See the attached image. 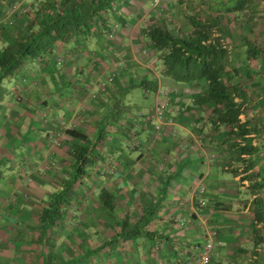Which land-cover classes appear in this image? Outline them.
<instances>
[{
  "label": "crops",
  "instance_id": "obj_1",
  "mask_svg": "<svg viewBox=\"0 0 264 264\" xmlns=\"http://www.w3.org/2000/svg\"><path fill=\"white\" fill-rule=\"evenodd\" d=\"M140 4L112 1L89 36L56 42L43 63L26 60L3 83L0 264H188L206 239L220 243L210 264H264V121L241 117L254 148L241 156L252 162L244 170L228 129L213 121L210 108L193 105L205 85L163 75L161 53L145 37L152 16ZM163 23L173 35L190 31ZM114 28L108 41L103 34ZM8 44L0 39V49ZM242 70L238 79L250 77L245 83L261 91L255 71ZM225 77L232 83L227 69ZM146 79L156 81L155 92L138 87ZM235 82L246 98V84ZM165 101L171 123L157 132L142 117ZM75 133L95 145L91 169L105 177L79 179L59 221L42 227L38 215L69 178L70 152L83 144ZM133 141L140 147L131 148ZM87 181L100 186L89 202L94 213L87 220L81 207L76 224L66 223L72 203H87ZM141 217L147 223L129 235Z\"/></svg>",
  "mask_w": 264,
  "mask_h": 264
},
{
  "label": "trees",
  "instance_id": "obj_2",
  "mask_svg": "<svg viewBox=\"0 0 264 264\" xmlns=\"http://www.w3.org/2000/svg\"><path fill=\"white\" fill-rule=\"evenodd\" d=\"M68 1L61 0L60 10H55L48 20L45 11L39 9L37 19H33L26 29L19 30L13 35L11 43L0 49V111L8 94L3 83L19 72L24 61L43 63L56 42L66 43L73 36H89L95 20L103 23L100 12L107 14L114 0H75L70 10L62 12ZM251 3L252 0H232L228 11L241 12ZM187 21L190 31L185 35H173L164 25L156 23L145 31V37L151 47L161 53L163 75L179 84L205 85L206 90L195 97L193 105L210 108L213 121L228 129V135L235 141V153L245 165L244 170H248L252 167V162L241 159V156H250L254 152L250 138L252 130L248 127V122L241 119L246 113L247 101L239 85L230 83L225 77L229 53L223 44V38L217 34L210 21L191 17ZM245 49L249 60H260L264 55V49H258L249 42L245 44ZM156 85L155 80L146 79L138 87L155 92ZM74 135L83 144L75 146L70 152L69 178L63 182L61 191L51 197L47 207L38 215V222L42 227L59 221L73 185L88 175L89 169L95 164V145L81 134ZM105 204L108 206L107 202ZM147 220V217L139 218L129 235L137 234L136 229L145 225Z\"/></svg>",
  "mask_w": 264,
  "mask_h": 264
},
{
  "label": "rangeland",
  "instance_id": "obj_3",
  "mask_svg": "<svg viewBox=\"0 0 264 264\" xmlns=\"http://www.w3.org/2000/svg\"><path fill=\"white\" fill-rule=\"evenodd\" d=\"M57 1L58 0H1L0 39L10 44L13 40V35L18 33L21 29H26L32 23L33 19H37V11L39 9L45 11L46 15H48V20L50 15L54 13L55 10L59 9L58 6L60 7L61 1ZM139 1L141 3L139 7H143L144 9L143 13H151L152 17L150 21L153 22L152 25L156 23H162V25H164V21L171 30H173L174 27H178L180 31H187L184 28L189 26L187 21L188 17L201 21H210L215 26L217 34H220L223 38V44L229 53L226 63L229 76L232 74V78L230 77L231 79L229 78V80L234 84L237 79L239 84L243 85L245 83L244 80H249L250 77L246 79V77L242 76L240 77L241 79H238L237 74L242 73V69H252L255 71V76L254 78L252 77V79H256V82L261 83L263 86V89L260 91V89H257V86H250L253 83L252 81L245 83L247 87V89L245 88L247 102H245L246 113L244 114V119L245 115L248 114V118L251 117L250 120L252 121H256L257 119L264 121V109L259 108V106L264 107V55L260 60H249L245 49V44L248 42L258 49H264V0H252V3L241 12L228 11V7L231 5L232 0H168L162 2L158 8H153L150 4V0H138V2ZM134 3H137V1ZM170 6L172 7L173 13H168L171 11ZM115 35L116 29H110L107 34L106 32L103 34L108 41L112 40ZM243 56L245 59L244 63H238ZM234 77L237 78L234 79ZM26 82L29 81L26 79ZM17 98L19 97L16 96V99ZM88 173H90L88 176L91 175L92 177H105V173L97 172L94 169H90ZM87 182L85 187H83L86 188L85 195L89 198L86 200L87 203L85 205H81L76 201L74 204L72 203L71 206L77 211L70 208L71 206L68 207L69 211L73 213H66L67 215L64 218V221H67L66 223L72 225L76 224L79 217L78 210L81 207L82 209H84V206L87 208L85 209L87 216H85V214L83 215L87 220H89L94 213L89 202L95 200L94 195L97 194L100 186H94L92 182ZM78 188L75 187L73 193H75Z\"/></svg>",
  "mask_w": 264,
  "mask_h": 264
},
{
  "label": "built area",
  "instance_id": "obj_4",
  "mask_svg": "<svg viewBox=\"0 0 264 264\" xmlns=\"http://www.w3.org/2000/svg\"><path fill=\"white\" fill-rule=\"evenodd\" d=\"M164 1H168V0H150V4L153 8H158L160 6V4ZM143 53H146V51H143ZM113 76H109L107 79V83H111L113 81ZM105 87H106V83L101 84L100 87V91L104 92L105 91ZM172 91H168V95L171 93ZM169 99H167L166 101L168 102ZM163 102V103H157L154 108L150 111H148L143 117L142 120L145 124H150L155 131H160L161 130V126L163 124H169L171 123L170 121H167L166 119V114L168 112V105L167 102ZM198 142V140L196 141ZM140 147V144L137 141H133V143H131V148L133 149H137ZM202 190L198 191V195L201 196L202 195ZM205 206V202L204 201H199V207L202 208ZM184 222H180V225H183ZM220 246V243H214L212 240L210 239H206L203 243V245L201 246V248L199 249V252L197 253V255L194 257V261L193 262H188V264H210V261L212 259L213 256V249L214 246Z\"/></svg>",
  "mask_w": 264,
  "mask_h": 264
},
{
  "label": "clouds",
  "instance_id": "obj_5",
  "mask_svg": "<svg viewBox=\"0 0 264 264\" xmlns=\"http://www.w3.org/2000/svg\"><path fill=\"white\" fill-rule=\"evenodd\" d=\"M153 108H154V107H153ZM153 108H152V109H153Z\"/></svg>",
  "mask_w": 264,
  "mask_h": 264
}]
</instances>
